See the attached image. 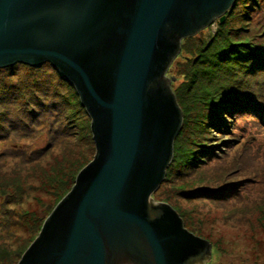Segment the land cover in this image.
Returning a JSON list of instances; mask_svg holds the SVG:
<instances>
[{"label":"water","instance_id":"1","mask_svg":"<svg viewBox=\"0 0 264 264\" xmlns=\"http://www.w3.org/2000/svg\"><path fill=\"white\" fill-rule=\"evenodd\" d=\"M235 1L0 0V69L49 64L95 147L17 264H214V237L154 194L186 127L173 66Z\"/></svg>","mask_w":264,"mask_h":264},{"label":"rangeland","instance_id":"2","mask_svg":"<svg viewBox=\"0 0 264 264\" xmlns=\"http://www.w3.org/2000/svg\"><path fill=\"white\" fill-rule=\"evenodd\" d=\"M254 1L236 0L226 13V29L220 30V23L214 19L205 29L186 38L173 66L179 95L190 98L194 92L186 83L189 70L195 73L192 76L196 81L208 79L209 85L216 86L217 99L231 86L223 84V70L212 77L208 67L199 63L200 55L211 46L222 41L216 47L219 49L231 39L239 42L251 37L264 50V0ZM259 60L256 58V63ZM250 74L240 75L238 84L243 86ZM250 83L254 84L252 80ZM258 83L253 85L255 94ZM261 86L264 95V83ZM211 116L201 117L200 123H211ZM190 120L178 154L183 155L186 145H190L191 150L205 153L200 156L202 162L184 170L173 167L170 179L154 195L182 208L191 229L214 237V264H264V114L260 119L251 112L238 114L232 124L226 125L227 130L219 122L222 130L211 128L198 134L194 127L204 125ZM59 126L71 131L70 137L66 138ZM5 136L7 148L14 144L17 153L25 157L49 144L55 145L54 137L65 139L56 141L58 146L52 147L39 162L18 171L12 167L0 172L5 175L0 179L1 189L10 194L20 188L27 191L22 198L15 194L6 197L7 203L0 198V256L17 264L45 219L72 189L81 166L92 161L95 147L90 120L74 88L47 64L35 68L16 64L0 69V151L6 146L1 141ZM226 141L231 142L223 144ZM211 147L216 150L213 156L209 155ZM197 189L195 195H188L189 190ZM223 191L234 196L223 200L219 198ZM21 199L26 200L20 208L8 203L11 200L18 204ZM1 208L10 213L3 215Z\"/></svg>","mask_w":264,"mask_h":264},{"label":"trees","instance_id":"3","mask_svg":"<svg viewBox=\"0 0 264 264\" xmlns=\"http://www.w3.org/2000/svg\"><path fill=\"white\" fill-rule=\"evenodd\" d=\"M254 4H256V1H254ZM225 18L222 23L218 21L220 23L219 24L220 30L226 29ZM262 34L263 36L261 40H262V45H264V32ZM222 37L224 38V36ZM222 43L223 42L221 41L218 45L215 44L211 46L209 49H207V51L204 52L203 55H200L201 59L199 60V63L208 67V71L210 70L212 77L215 72H221L223 70L222 73L223 84L224 85L231 84V86L229 88H225V86L223 85L224 86L223 88H225L226 91L224 92L223 95H221L220 99H217L214 97L216 95L215 93L217 90L216 86L209 85L210 80L208 79L196 81L192 76L195 73L189 70L188 71L189 78L186 83L188 84L187 87L194 89L192 96L190 98H183L182 94L177 96V93L175 92V95L177 96L178 104L181 108L183 115V123H182L181 131L183 127H185L191 121L190 120L191 118L196 119L195 122L200 123L201 117L205 116V118H207L210 117V115L212 114L211 123L204 124L201 122L200 124H203L204 126L194 127V133L198 134V133H202L206 129H211V128H214L215 130H222L223 128L220 125H217L219 122L224 123L227 130L226 125L232 124V121L235 118H237L238 114L243 115L246 114L247 112H251L253 114H257L258 119H260L264 114V95L261 94L263 89L261 84L264 83V78H261V80L259 79L262 75H264V60H263L264 50L260 48L258 45L259 43L254 42L253 38L251 37L250 38L246 37L245 39L239 42H236L235 40L231 39L230 41H228V44L224 45V47L216 49V47L221 46ZM256 58H260V60L257 63H256ZM217 61H220L221 63H217ZM247 64H249V66H247ZM208 65H210V67ZM257 68H262V69L258 70ZM248 72H251V74L248 76V78L244 80L243 86L241 84H238L237 81L238 77L242 74L246 75L248 74ZM251 80L253 81L254 84L256 82H259L258 92L256 94H255L256 90L255 88H253L254 84L250 83ZM257 94H259L260 97L262 98L261 101L259 100ZM205 95L206 97L203 100L199 99ZM236 97H238L237 100ZM200 102H203L205 106L202 107ZM192 105L194 106L193 109H191ZM193 110H197V112H194ZM201 110L203 111V113H200ZM250 117L252 119L255 118L253 117V115H250ZM60 118L61 117H59V120H61ZM59 128L61 133L66 135V138L70 137V135L72 134L71 131L67 132L61 126H59ZM53 140L55 141V145L52 144L51 146L49 144L45 148L36 150L31 155L25 157L23 154L17 153V148L14 144H11L12 148H7L8 145H7L6 136L1 138V141L5 142L6 146L3 150L0 151V172L5 173L6 170L12 167L13 169L15 168L16 171H18L23 167H26L27 164L29 163L35 164L39 162L40 160L48 156L49 150L52 147L58 146V144H56V141L63 142L65 139L54 137ZM176 140L179 141L178 138L175 139L174 141L175 144H176ZM230 142L231 141H226L223 142V144ZM175 144H174L172 162H175L177 166H174V168L179 167L182 168V170H184L188 166H189L188 168H191L195 163L202 162L200 156L205 153L200 151L197 152L195 149L191 150L192 147L189 148L188 146L190 145L188 146L186 145L187 151H185L184 154L180 156L177 152L180 146H178V144L177 145ZM214 148L215 147L209 148L210 150L209 155L211 156L214 155V151H216ZM171 169L172 166L170 167V170ZM167 172L170 171H168L167 169ZM1 178H5V175H0V179ZM198 190L199 189L193 191L189 190L188 195H195L194 193H196V191ZM25 192H27L25 189L20 188L12 194H15L18 198H22L21 195ZM201 192H203L207 196H212V194L206 193L207 190L205 192L201 190ZM12 194L8 193L6 189L0 188V198H2L5 201V203H7L6 197H9ZM233 196H234L233 194L225 195L223 191L222 195L219 198L223 200H228ZM26 199L24 200L21 199L20 202H18V204L11 202V200H9L8 203H11L13 208L16 207L20 208V206ZM4 208H6L5 205ZM1 209L3 215L10 213L9 210L3 208ZM3 224L6 225V222L4 221Z\"/></svg>","mask_w":264,"mask_h":264},{"label":"clouds","instance_id":"4","mask_svg":"<svg viewBox=\"0 0 264 264\" xmlns=\"http://www.w3.org/2000/svg\"><path fill=\"white\" fill-rule=\"evenodd\" d=\"M218 20V19H217Z\"/></svg>","mask_w":264,"mask_h":264}]
</instances>
